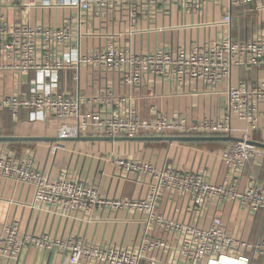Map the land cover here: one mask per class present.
Segmentation results:
<instances>
[{
  "label": "built area",
  "instance_id": "2783aa9c",
  "mask_svg": "<svg viewBox=\"0 0 264 264\" xmlns=\"http://www.w3.org/2000/svg\"><path fill=\"white\" fill-rule=\"evenodd\" d=\"M29 10L33 6L65 7L74 11L66 17L67 23L52 24L26 19L10 21L0 15V71L33 72L29 91L0 95V111L19 109L29 111V118L45 120L54 116L60 120L57 131L61 139H69L90 132L96 136L137 137L143 133L156 135H221L236 136L238 128L233 120L255 125L264 109V0H0ZM0 2V3H1ZM227 3V11L219 22L204 20L209 6ZM243 8L245 15L263 14L255 33L238 39L223 33L190 46L161 45L154 49L137 51L131 44L120 45L123 33L108 35L106 45L83 53L80 40L84 34L85 19H108L117 10L125 12L130 26L127 34L134 36L141 14L151 18L170 17L173 10L191 22L162 25L146 32H162L174 28L232 26V9ZM69 18V19H68ZM198 19V20H197ZM75 42L76 45H71ZM82 66L105 72H117L129 89L143 85L149 77L173 82L179 86L191 81L202 83L219 93L218 87L231 79L233 69L260 70L255 80H240L222 92L227 97L225 113L189 122L175 115L159 116L144 121L138 115L130 98L112 97L100 92L92 101L104 104L98 111H82L80 95L66 94L58 89L60 75L70 71L73 80H79ZM128 101L123 110L121 105ZM113 108L109 111V108ZM241 141H232L223 159L228 172L241 169L247 161L264 157V149L251 144L248 131ZM56 146L51 145L55 152ZM123 169L148 179V193L143 198H110L102 196L95 185L80 177H71L64 171L51 177L39 169L33 157L18 159L0 152V178L34 187V198L26 203L31 209L45 211L60 217L78 213L90 217L98 207L127 208L146 214V229L140 242L122 246L109 242L87 240L80 235L52 236L22 230L18 222L0 223V259H16L30 248L58 250L64 255L59 264H264V238L251 242L232 235L223 219V209L216 207L208 226L188 224L167 218L159 203L166 192L189 198L197 216L209 202L217 205L238 200L253 213L264 212V183L256 182L244 189L224 181L214 184L204 173L173 167H158L132 158H118ZM198 207V208H197Z\"/></svg>",
  "mask_w": 264,
  "mask_h": 264
},
{
  "label": "crops",
  "instance_id": "0c3cea01",
  "mask_svg": "<svg viewBox=\"0 0 264 264\" xmlns=\"http://www.w3.org/2000/svg\"><path fill=\"white\" fill-rule=\"evenodd\" d=\"M58 1V0H56ZM1 2V1H0ZM8 20H20L22 15L31 22L37 21L62 24L66 17L74 11L65 7L33 6L24 10L21 6L8 3ZM1 4V3H0ZM2 6V5H1ZM213 8V18L219 9L224 15L230 11L225 2ZM18 10V13L16 11ZM25 13L22 14V12ZM233 18L237 21L244 16L243 8L232 9ZM4 16L3 14H1ZM210 6L203 16L210 21ZM257 22L250 33H255L263 14L255 12ZM69 19V18H68ZM198 20V19H197ZM191 22L192 17H182L173 10L170 17L159 15L151 18L144 13L140 15L136 35L129 36V20L125 12L117 10L108 19L100 17H84L83 31L86 33L80 40V50L83 53L104 47L108 35L123 33L119 40L120 45L131 44L137 51L154 49L161 45L190 46L194 42H204L210 37L215 38L223 33L232 34L238 39H246L251 35L240 32L239 23L230 27H200L192 29L174 28L162 32H146L148 28L157 25H179ZM237 28V29H236ZM75 46V42H71ZM261 76L260 70L244 71L233 69L231 79L218 87L219 93L204 85L202 81H191L179 86L160 78L149 77L142 86L129 89L121 80L117 72L100 71L90 66H82L79 71V80H73L70 71L61 73L58 89L66 94L82 98L83 112L98 111L104 104L92 101L100 92H106L112 97L130 98V105L136 109L144 121H154L159 116L172 118L175 115L187 118L189 122L200 121L205 117L217 116L226 112L227 97L222 91L229 82L233 85L240 80H255ZM33 72H17L13 70L0 71V95L9 96L13 93L29 91L32 88ZM128 101L121 105L125 110ZM113 108H109L111 111ZM255 125L245 121L233 120L238 128L236 137L248 131L250 140L264 143V109ZM60 120L48 116L45 120L29 118V111L19 109L13 113L11 109L0 111V152L18 159L33 157L39 169L51 177H57L67 171L71 177H80L96 186L102 196L110 198H143L147 195L148 179L121 168L117 165L118 158H132L149 162L158 167H173L199 171L214 184H222L225 180L244 189L256 182L264 183V157L253 158L235 172H228L223 154L234 140H175L161 141L141 139L140 137L170 136L143 133L140 139L108 140L101 136L85 132L79 137L61 139L58 137L57 126ZM191 136V135H174ZM204 136V135H203ZM48 137V139H37ZM51 145L57 147L51 151ZM262 148V147H260ZM264 149V148H263ZM34 187L28 184L16 183L13 180L0 178V223L18 222L22 230L52 236L66 237L71 234L80 235L87 240L109 242L122 246L137 245L146 229V214L132 209L98 207L90 217L78 213L73 217H60L45 211L31 209L26 203L34 198ZM223 209V219L228 231L244 240L251 242L264 238V212L253 213L242 206L238 200H229L221 205L209 202L202 208V214L192 211L189 198L166 192L159 203L160 211L169 219L208 226L216 207ZM198 208V207H197ZM64 255L58 250L30 248L24 250L16 259H0V264H59Z\"/></svg>",
  "mask_w": 264,
  "mask_h": 264
},
{
  "label": "water",
  "instance_id": "95a60500",
  "mask_svg": "<svg viewBox=\"0 0 264 264\" xmlns=\"http://www.w3.org/2000/svg\"><path fill=\"white\" fill-rule=\"evenodd\" d=\"M140 137V136H139ZM106 137L101 136L98 138L108 139V140H121V139H147L148 140H161V141H175V140H234V141H241L242 139L236 136L227 135V136H221V135H191V136H151V137ZM37 139H48V137H37ZM251 144L264 148V143L256 142V141H249Z\"/></svg>",
  "mask_w": 264,
  "mask_h": 264
},
{
  "label": "rangeland",
  "instance_id": "374dc122",
  "mask_svg": "<svg viewBox=\"0 0 264 264\" xmlns=\"http://www.w3.org/2000/svg\"><path fill=\"white\" fill-rule=\"evenodd\" d=\"M218 9H219V11L216 14V17L213 18V8L210 6V14H211L210 21L211 20H215L216 22L220 21V19L223 16L222 15L223 11L221 10V8H218ZM7 11H8V4L5 3V2H1V4H0V15L3 14L6 19H9L10 17H8L7 14H6ZM16 13H18V10L16 11ZM256 22H257V17L256 16H248L247 17L244 14V16L240 19V21H237L236 17L234 18V23H235V25L237 23H239L238 24L239 25V29H240V32L242 33L243 36H244V34L246 32H248L250 34L253 31V29L255 28V26L253 24H256Z\"/></svg>",
  "mask_w": 264,
  "mask_h": 264
}]
</instances>
